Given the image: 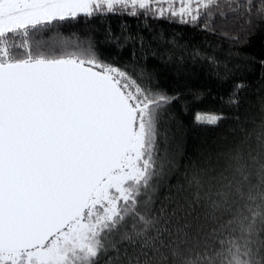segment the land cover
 <instances>
[{"label":"snow or ice","instance_id":"6c2138e0","mask_svg":"<svg viewBox=\"0 0 264 264\" xmlns=\"http://www.w3.org/2000/svg\"><path fill=\"white\" fill-rule=\"evenodd\" d=\"M109 13L200 26L235 63L193 60L222 79L255 66L264 80V55L245 51L264 33V0H0V264H264V100L233 140L180 164L178 94L90 38L44 37ZM248 87L237 79L227 102Z\"/></svg>","mask_w":264,"mask_h":264},{"label":"trees","instance_id":"16d2710c","mask_svg":"<svg viewBox=\"0 0 264 264\" xmlns=\"http://www.w3.org/2000/svg\"><path fill=\"white\" fill-rule=\"evenodd\" d=\"M215 27L217 33L222 30L219 17H216ZM55 28L56 32H46L44 37L57 34L68 37L75 33L80 39L90 38L105 59L143 67L160 87L179 95V100L170 107L172 119L168 127L174 138L172 148L180 164L187 162L186 156L195 159L206 149L233 140V132L244 126L245 118L259 114L260 101L264 100V80L257 78L255 66L251 71H236L222 79L223 69L217 77L206 62L192 59L190 54L199 51L227 61L229 67L235 63L229 61L232 46L200 26L182 24L177 20L109 13L91 18L81 16L75 21L59 23ZM128 37L131 39H126ZM245 51L257 58L264 55V33L253 37ZM173 53V59L169 60ZM241 78L249 82V87L240 94L241 101L236 107L227 101L234 82ZM195 95L201 99L194 100ZM197 111L220 112L225 119L217 127L200 126L193 119ZM170 182L174 183V180ZM163 193L162 188L161 195Z\"/></svg>","mask_w":264,"mask_h":264}]
</instances>
